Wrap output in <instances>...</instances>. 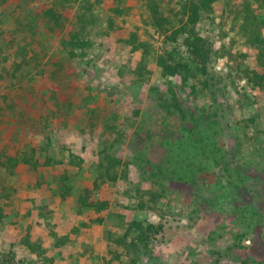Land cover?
Masks as SVG:
<instances>
[{
    "label": "rangeland",
    "instance_id": "374dc122",
    "mask_svg": "<svg viewBox=\"0 0 264 264\" xmlns=\"http://www.w3.org/2000/svg\"><path fill=\"white\" fill-rule=\"evenodd\" d=\"M0 207V264H264V0H0Z\"/></svg>",
    "mask_w": 264,
    "mask_h": 264
},
{
    "label": "trees",
    "instance_id": "16d2710c",
    "mask_svg": "<svg viewBox=\"0 0 264 264\" xmlns=\"http://www.w3.org/2000/svg\"><path fill=\"white\" fill-rule=\"evenodd\" d=\"M215 1H216V0H201V3H202L204 6H207V5H209V4H211L212 2H215ZM47 14H50V16H51L53 19H55V20L58 19L56 13H55L53 10H48V11H47ZM167 72H168L169 74H171V75H176V74H177V68L168 67V68H167ZM171 97H172V100L175 102L176 106H178V104H177L178 99H177V96H176V92H173V95H172ZM161 104H162V103H161ZM161 104H159V105H161ZM161 106H162V105H161ZM178 107L180 108V106H178ZM180 112H181V108H180ZM11 161H14V162H15V163H14L15 165L18 164L19 162H21V163H23V164H29V163L32 164V162H30V161L28 160V158H27V160H17V159L9 158V160H8V159L6 160V163H5V162H1V165H2V166H5V168H7V166L11 165V164H9V162L11 163ZM31 161H32V160H31ZM38 163H39V162H38L37 159H35V160L33 161V165H34L35 167L37 166ZM48 163H51V162L49 161ZM0 210H1V207H0ZM162 231H163V226H162V225H161V226H160V225L156 226V225H153V224L148 225L147 228H146V230L142 233L143 238L141 239V241H143V242H145V241H151V240L153 239L154 236H156V235L162 233ZM242 264H247V263L244 261V262H242ZM248 264H262V262H258V263H256V262H252V263H248Z\"/></svg>",
    "mask_w": 264,
    "mask_h": 264
},
{
    "label": "clouds",
    "instance_id": "9594fccd",
    "mask_svg": "<svg viewBox=\"0 0 264 264\" xmlns=\"http://www.w3.org/2000/svg\"><path fill=\"white\" fill-rule=\"evenodd\" d=\"M249 243H250V241H249Z\"/></svg>",
    "mask_w": 264,
    "mask_h": 264
}]
</instances>
